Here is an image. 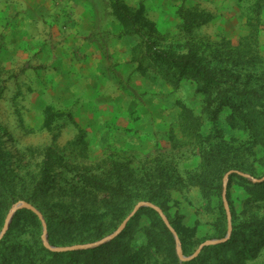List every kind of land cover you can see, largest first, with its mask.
I'll return each instance as SVG.
<instances>
[{
    "label": "rangeland",
    "instance_id": "374dc122",
    "mask_svg": "<svg viewBox=\"0 0 264 264\" xmlns=\"http://www.w3.org/2000/svg\"><path fill=\"white\" fill-rule=\"evenodd\" d=\"M93 1L103 25L100 39L109 72L105 76L118 87H110L111 95L102 96L99 104H87L81 98L77 103L49 98L45 96L48 89L39 67L31 65L29 79L23 80L25 66L10 74L0 60V138L4 151L0 234L11 208L18 202L36 207L47 224L51 216L62 217L61 213H55L58 202L86 197L96 202L109 236L140 202L161 208L150 197L159 187H165L180 199L178 210L170 212L175 213L174 217L169 219L164 214L170 225L174 221L187 233L189 255L184 253L181 242L185 257L192 256L207 241L227 237L225 189L232 222L227 241L235 230L244 235L253 223L264 220V201L245 194L240 180H230L232 175L245 178L241 174L249 173L228 169L236 156L242 161L251 162L255 156L264 160V152L254 146L249 128L231 121L235 108L225 104L221 87L205 88L198 79L190 77L182 79L177 86L161 77L153 67L149 68L148 76H141L137 72L138 63L133 62V47L139 38L121 39L122 28L112 16V0ZM124 2L134 8L144 5L149 20L157 25L160 49L179 55L196 52L226 88L245 86L264 90V0ZM188 13L205 14L210 20L203 24L205 15L195 18ZM58 132L60 137L53 145V137ZM210 154L215 163L227 160L221 179V197H213L211 202L203 200L199 187ZM49 160L52 179L46 185L41 176ZM230 172L234 173L226 180ZM94 180L104 182L117 192L115 204ZM220 205L223 221H220ZM139 212L128 223L138 250L147 244L142 229L153 223L149 215ZM39 223L33 229L24 223L10 235L9 227L0 242V251L16 245H41L48 250L43 243L40 220ZM248 236L246 233L245 237ZM174 242L178 264H185L179 260L175 238ZM83 244L56 246L49 241L50 246L58 249ZM247 244L249 250L235 255L234 264H264V232L259 236L252 234ZM165 258L161 254L158 264H163ZM145 259L144 264H150Z\"/></svg>",
    "mask_w": 264,
    "mask_h": 264
},
{
    "label": "trees",
    "instance_id": "16d2710c",
    "mask_svg": "<svg viewBox=\"0 0 264 264\" xmlns=\"http://www.w3.org/2000/svg\"><path fill=\"white\" fill-rule=\"evenodd\" d=\"M112 2V16L122 28L121 39L126 37L139 38V43L133 47V62L138 63L137 72L141 76H148L150 74L149 68L153 67L165 80L173 82L177 86L180 85L182 79L190 77L198 79L205 88L221 87L225 92V104H231L235 108L231 121L235 122L237 126H247L251 132L254 146L259 147L264 152V90L250 89L245 86L226 88L223 86L225 83L203 63L202 58L196 52L189 51L186 54L179 55L158 47L159 31L157 25L149 20L144 5L140 4L138 8H134L127 5L124 0H112ZM188 15L195 18L200 16L204 18L205 14L188 13ZM203 20V24H205L210 20V17L206 16ZM1 96L2 91L0 89V99ZM49 125L50 122L47 123V126ZM59 137L60 133H55L53 145H56ZM81 143L84 144L83 141ZM3 155V143L0 138V182L2 181ZM211 156L212 154L206 159L207 171L201 177L202 180L199 181L203 200L209 202L213 197L218 199L221 197V179L227 162V160H220L215 163L216 159L212 160ZM50 167L49 160L45 162L42 170L41 181L46 185L52 179ZM228 169L240 170L251 174L255 178L262 179L264 177V160L255 156L249 162L242 161L241 157L236 156ZM208 172H210L209 175ZM206 178L208 180L205 182ZM234 179L240 180L245 194L250 195L251 198L264 201V180L253 183L249 179L232 175L230 180ZM93 183L98 184L99 188L101 186L104 192L114 200L112 203H116L118 194L112 187L96 180ZM150 199L159 203L169 219L175 216V213L170 212H176L180 207V199L172 193V190L165 187H159ZM55 207V213H61L62 217L51 216L48 219L49 241L52 245L67 246L75 242L80 244L91 243L108 235L104 230L103 216L94 200L81 197L79 200L73 199L71 202H58ZM214 213L218 214V211L215 210ZM138 214H146L153 219L151 225L142 229L147 239L146 247L141 248L143 250L136 248L134 237L129 233V224L116 239L95 249L85 251L52 253L41 247V245L7 247L0 251V264H144L146 257L150 264H158V258L161 254L166 255L163 264H178L173 235L158 213L152 209L144 208ZM219 215L220 221H223L221 205ZM176 216H178V213H176ZM24 223H28L32 229L33 226L39 227L40 225L34 213L21 210L15 215L8 235L15 229L23 227ZM171 225L181 239L184 253L189 255L186 231L174 221L171 222ZM263 232L264 220L253 223L244 235L236 233L235 230L229 241L206 248L198 259L185 264H234L235 255L246 253L249 250L247 240L251 235L259 236V233ZM246 233L249 234L248 237H245Z\"/></svg>",
    "mask_w": 264,
    "mask_h": 264
},
{
    "label": "crops",
    "instance_id": "0c3cea01",
    "mask_svg": "<svg viewBox=\"0 0 264 264\" xmlns=\"http://www.w3.org/2000/svg\"><path fill=\"white\" fill-rule=\"evenodd\" d=\"M100 16L93 0H0V60L10 74L25 66L23 80L39 67L49 98L99 104L117 87L105 76Z\"/></svg>",
    "mask_w": 264,
    "mask_h": 264
},
{
    "label": "water",
    "instance_id": "95a60500",
    "mask_svg": "<svg viewBox=\"0 0 264 264\" xmlns=\"http://www.w3.org/2000/svg\"><path fill=\"white\" fill-rule=\"evenodd\" d=\"M233 173L234 172L228 173L226 175V180ZM241 175L243 177H245V178L253 181V182H262L264 180V178L261 179V180H256L255 178H253L249 174H241ZM226 191L227 190L225 189L224 190V193H223V198H224L225 209L227 211V216L229 218V221H228V235H227V237L225 239H222V240H211V241H207V242L201 244L199 246V248L197 249V251L192 256H190V257H185L183 255L182 247H181V241H180V239L178 237V234L172 228V226L170 225V223H169L166 215L162 211V209L159 208L157 205H155L153 203H150V202H140L139 204H137L136 207H135V209L132 211V213H130V215L123 221V223L121 224V226L119 227V229L117 231H115L114 233H112L111 235H109V236H107V237H105V238H103V239H101L99 241H96L94 243L77 245V246H75L73 248L58 249V248H55V247H52V246L49 245L48 234H47V224H46V221H45V218L43 217V215L33 205H31V204H29L27 202L21 201V202H18L16 204H14L13 207L11 208V210H10L8 216H7V219H6L4 229H3L2 233L0 234V242L3 239L4 235L6 234V232L8 231V229L10 227V224L12 222V219L15 216V214L19 210L27 209V210L31 211L32 213H34L38 217V219L40 220V222H41V224L43 226V236H42L43 243H44V245L46 246V248L48 250L53 251V252H64V251H74V250H89V249H95L97 247H100V246H102V245L110 242L111 240L115 239L118 235H120L124 231V229L126 228V226L128 225V223L131 221V219L136 215V213L139 210H141L142 208H150V209H152V210H154L155 212L158 213V215L161 217V219L164 221V223L166 224V226L169 228V230L173 234V236H174V238L176 240L177 254H178L179 260H180L181 263H186V262L192 261L196 257H198L200 255V253L202 252V250L205 247L220 245L222 243H225L229 239V237L231 235V231H232V222H231V219H230V211H229L228 203H227V200H226V194H227Z\"/></svg>",
    "mask_w": 264,
    "mask_h": 264
}]
</instances>
